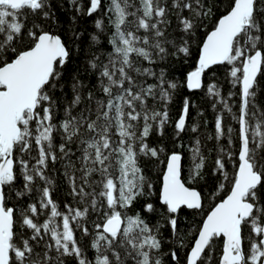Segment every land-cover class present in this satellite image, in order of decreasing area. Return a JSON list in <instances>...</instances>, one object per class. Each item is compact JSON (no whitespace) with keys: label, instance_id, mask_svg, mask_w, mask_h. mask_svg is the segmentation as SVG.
Masks as SVG:
<instances>
[{"label":"snow or ice","instance_id":"obj_1","mask_svg":"<svg viewBox=\"0 0 264 264\" xmlns=\"http://www.w3.org/2000/svg\"><path fill=\"white\" fill-rule=\"evenodd\" d=\"M64 2L0 0V264H163L162 224L150 217L185 248L182 210L203 211L214 198L184 264H264V0H109L107 7L88 0L86 9L67 0L76 14L67 28L58 14ZM97 12L108 24L96 20L99 34L81 48L77 16ZM194 53L183 87L222 106L214 138L220 144L228 135L216 149L211 186L201 138L180 142L199 127L189 123L188 97L174 122L169 115L181 85L167 62L186 63ZM221 66L238 93L222 95ZM233 95L238 143L223 123ZM169 124L176 147L150 143ZM161 164L157 193L150 166ZM53 173L67 185L63 210ZM171 258L179 264L177 250Z\"/></svg>","mask_w":264,"mask_h":264},{"label":"trees","instance_id":"obj_2","mask_svg":"<svg viewBox=\"0 0 264 264\" xmlns=\"http://www.w3.org/2000/svg\"><path fill=\"white\" fill-rule=\"evenodd\" d=\"M85 9L88 7V0H83ZM103 4L105 7L108 6L109 0H103ZM61 18V23L67 28L69 27L72 22L69 19L70 16L76 15L75 12L70 8L67 3V0L64 2V10L58 13ZM96 20H104L105 25L108 24L107 18L103 12H97L93 14L92 17L87 15H79L77 16L75 22V29L78 32H82L83 35L81 36L80 40L76 42L81 48L86 49L88 44L90 43L91 37L94 34H99V31L95 27ZM215 21V17L211 21H209L207 28L210 30L212 24ZM175 27V21L173 20L172 26L169 28V31ZM111 29L110 26L106 27L105 33L101 35V39L104 40L106 35H110ZM204 35V31L201 30L199 34V39H202ZM193 48H196V44H193ZM196 54L194 53L193 57L189 59L186 63L182 62V60H171L167 62V70L172 74L174 79L181 85L175 93L173 97L172 103L169 105V115L171 120L174 122L179 114L180 110L183 106V101L185 97H188L191 104L193 105L190 107V115H189V123L198 125V131L196 133H192L191 131H186L185 133L181 134L180 142L185 145H190L194 143L197 137H200L202 140V147L203 150L206 151L207 160H206V168L205 174L206 179L209 182V186L214 185V181L211 177V169L212 163L216 157V149L220 146V144H227L228 135L226 134L224 139L221 140L220 144H217L215 140V120L219 112L222 110V106L220 104H216V108H213L214 98L210 97L206 94L204 90H200L197 92H189L185 87H183V81L186 73L192 69L195 64ZM77 63H81L80 60ZM213 77L209 76V80H212ZM215 80L218 81L222 95L227 97L228 93H238L239 89L233 87L230 83L229 77L226 74V68L221 66L216 69ZM261 105L264 106V96L260 97ZM232 105L233 111L231 113L223 112V123L225 130L227 128H232L233 133L231 134L235 143H238L236 139V129L238 128L237 120L234 118L238 115V106H239V95H233L229 101ZM202 113V115H201ZM212 136L213 139L208 140L206 137ZM175 133L173 129V125L169 124L165 128V135L160 137L153 133L149 137L150 143L153 145H163L165 149H171L176 147V143L174 142ZM233 151H235V147H233ZM190 164V157L187 155L186 152V170ZM150 175L152 178V183L154 185V190L158 193V189L161 183V170L163 165H151ZM57 180L56 190L54 192V199L60 202L61 210H63V203L67 199V185L64 181L63 176L60 173H53ZM205 194L209 192L210 187L205 186L203 183L200 185ZM224 193H220V196H223ZM152 202H156L157 197L154 195L150 198ZM218 202V198H214L211 200H205V207L203 211L194 212L193 210L184 209L182 210L178 223H179V230L180 234L185 237V248H177L175 236L170 234V230L163 221H160L158 216H151L150 219L152 222L161 223V237L163 238V247L160 252L159 258H161L163 264H177V261L172 260L171 258V251L177 250L178 257H179V264H184L185 254L187 252V248L190 247L191 241L194 239L193 233L196 230V227L199 226L200 222L204 219L207 214V211L210 210L214 203ZM15 200L10 198V204H14ZM144 201L141 200L137 205V208L143 204ZM43 220V217H41ZM78 237L80 234L77 233ZM81 246L87 250V255L89 259H92L95 255L94 250L89 248L90 240L88 237H83L80 239ZM221 245L218 242V250ZM69 264H75L74 261H70Z\"/></svg>","mask_w":264,"mask_h":264}]
</instances>
